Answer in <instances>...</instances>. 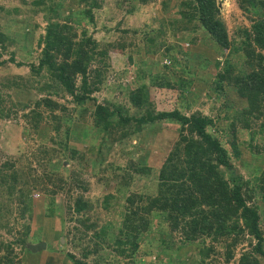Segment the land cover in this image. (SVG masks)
<instances>
[{
  "label": "trees",
  "instance_id": "obj_1",
  "mask_svg": "<svg viewBox=\"0 0 264 264\" xmlns=\"http://www.w3.org/2000/svg\"><path fill=\"white\" fill-rule=\"evenodd\" d=\"M29 1L42 17L47 18L42 46L29 62V74L25 78L21 75L7 76V87L24 95L22 101L9 104L5 102L6 98L0 97V116L19 111L28 126L25 129L38 136H43V130L48 132L46 141L50 145L38 144L30 148L29 153L21 151L15 158L7 157L0 161V233L1 230L6 234L20 233L12 240H4L0 236V264H25L20 255L24 254V249L27 250L26 243L39 239L31 230V194L39 189L38 193L44 192L43 197H47L45 199L51 205L55 194L65 191L67 218L78 225L72 226L74 230L61 231L64 240L62 244L58 241L57 251L64 255V264L143 263L140 259L137 262L135 257L146 253L140 243H144V235L155 217L165 224V231L169 229L160 233L165 246L171 243L176 244V248L195 247L198 258L194 264L207 263L217 245L221 247L225 260L232 257L238 245H244L236 264H257L255 255L264 257V225L261 219L264 213L261 208L264 204V146H259L253 135L243 144L236 142L239 129L248 126L243 118L240 125L236 121L230 122L228 149L221 143L219 135L211 131L219 116L214 112L204 113L201 109L190 110L186 97L187 94L192 95L186 88L188 79L196 78L195 69L202 71L208 59L195 52L189 56L185 50H178L175 42L166 43L161 35L167 33V20L158 17V28L151 29V33L141 31L140 41H143L147 59L138 60L141 81L133 88L117 86L126 95L123 100L112 96L98 102L91 95L103 85L107 69L105 56L110 47L120 49L121 42H99L85 34V30L78 37L68 25L49 23L50 16L58 18L61 0ZM76 1L81 9L72 17L77 22H89L93 19L92 9L100 8L103 0ZM235 1L243 12L256 16L247 15L249 29L241 27L232 36L228 35L217 0H181L178 12L181 17L168 22L176 30L199 28L204 33L200 36L207 42V47L223 53L224 56L220 55L212 62L216 87L213 97L218 98L216 95L220 94V98L224 95L231 98L229 103L235 106V102L239 106L237 114L241 118L258 117L264 110V0ZM127 11L131 12V9ZM154 31L161 32L159 37L154 38ZM122 32L134 35L136 30L123 29ZM173 35L175 31L171 33ZM199 37L192 36L188 41L193 44L200 40ZM7 42L14 41L0 30V50L7 47ZM127 44L131 46L132 39ZM158 45L163 46L162 54L168 61L163 67L172 73L175 81L148 71L149 59L154 57ZM171 51L176 54H171ZM131 58L129 54L127 59ZM197 60L202 63H194ZM239 60L242 63L238 66ZM148 81L153 89H175V101L171 100L170 108L158 109L153 104ZM66 94L71 97L67 101L74 107L85 102L92 105L91 118L86 124L81 110L76 112L73 109L69 115L65 114V106L53 98L66 97ZM169 95L163 94L164 98L167 97L165 104ZM224 104L223 100L219 106ZM159 122L176 125L175 138L166 144L169 148L163 158L155 159L157 156L150 155L147 148L144 157L137 161H126L122 166L109 163L117 170L112 175L116 194H104L98 203L99 210L109 212V198L115 201L120 198L121 204L119 202L118 208L112 206L114 211L111 210L110 214L114 216L110 217L111 222L100 223V213L97 214L92 202L83 195L87 186L80 179V171L64 175L59 171L61 161L71 160L84 170L94 168L104 161L103 157L109 151H129L133 147L128 142L131 137L145 142L143 131H152ZM79 141L81 144L77 143ZM241 145L251 157L257 155L254 157L260 165L247 164L243 160ZM52 158L61 161L52 164ZM240 168L246 169V176L242 175ZM107 178L105 175L103 183ZM140 180L143 182L137 187ZM47 183L54 188L45 187ZM65 185L69 187L65 189ZM74 188L82 192L70 194ZM24 219L25 222L19 224ZM64 223L60 226L62 230ZM17 225H20L18 229ZM174 231L179 234V239L173 241L168 238V243L165 234L171 236ZM14 245L20 253L13 252ZM159 257L160 254L154 255L156 259Z\"/></svg>",
  "mask_w": 264,
  "mask_h": 264
},
{
  "label": "rangeland",
  "instance_id": "obj_2",
  "mask_svg": "<svg viewBox=\"0 0 264 264\" xmlns=\"http://www.w3.org/2000/svg\"><path fill=\"white\" fill-rule=\"evenodd\" d=\"M180 1L181 0H103L100 8L92 9V21L77 22L75 21V17H72V15L81 9V5L78 4L76 0H61L60 10H58V18L56 19L50 16V20L48 19V21L49 23L59 22L60 24L70 26L78 37L81 36L82 30H85V34L91 35L99 42L110 43L114 40H116V42H121L120 49L112 47L109 48L107 55L105 56L107 69L103 85L100 90L92 92L91 95L95 97L98 102H102V99L111 98L112 96L114 99L116 98L117 100H123V98H126V95L123 94L121 90L119 91L117 86H120V88L125 86L128 88H133L139 83V81H141L140 72L142 71L139 69L138 60L145 59L147 61V59L144 54V46L141 43L143 41H140V38L142 37V32L147 31L151 33V29L158 28L160 26L158 17H162L164 20H167V33L165 35H161L166 43L175 42L179 46L178 50H185L189 56L195 52L197 55L199 54L206 57L209 61L207 64L203 65L204 67L202 68V71L198 70L197 72L195 69L194 74L196 75V78L192 76L191 79H188L189 84H187L186 88L190 90L192 95L187 94L186 97L188 99L187 102L189 103L190 110L201 109L204 113L213 114L214 112V114L219 116L211 131L219 135L221 143H223L228 149V142L230 141L228 128H230V122L236 121V123L240 125L243 118L247 120L248 126L246 129H239V132L235 137L236 142L243 144L247 141V139H249L251 135H253L257 141V144L259 146H264V134H262L264 133V110L261 116L254 117L252 115L250 117L241 118L240 115L237 114L239 106L235 102L233 104L236 107L229 103V100L232 102L231 98H228V96L225 95L224 98H220V94L216 95L218 98L215 96L213 97V92L216 91V87L214 86L215 79L213 76L215 69L212 62L214 59L220 58V55L224 56L222 55L223 53H216L212 50V48L209 49L207 47V42L201 39V36L204 33L199 28H196L195 30H176V27L174 28V25H171L170 22H168V20H175L181 17L178 13L180 9ZM217 4L220 7V15L226 24L228 35L231 36L233 33L236 34L241 27H246L249 29L250 22L247 19V15L249 17L256 16L253 13L243 12L238 7L235 0H217ZM129 9H131V12L127 11ZM46 23L47 18L42 17V14L31 5L29 0H0V30L6 33L14 41L9 43L7 42V47L3 49L4 51L0 50V61H3V63H0V97L6 98L5 102L7 104L22 101V97L24 95L23 93H16V89L13 91L11 89L12 87H9L10 89L7 87V78H9L7 76L21 75L25 78L29 74V62L32 61L36 54H38L42 46L41 40L44 34V27ZM123 29H134L136 32L134 35H132L130 32L123 33ZM174 31L175 35L171 36V33ZM160 33V31H154V38L159 37L158 35ZM192 36H200V40L195 41L192 44V42L188 41ZM129 39H132L131 46H128L127 44ZM162 48L163 46L158 45V49L155 51L154 57L149 59L150 63H148V71L151 74L160 73L163 76L169 78L170 81H175V77L172 76V73L166 72L163 67L168 63V61L166 57H163ZM176 52L171 51L170 53L175 55ZM129 54L132 55L131 59H127ZM177 55L179 54L177 53ZM193 57L196 58V55ZM198 61L199 60L194 61V63L198 65L202 63ZM239 61L240 62L238 66L242 63V60ZM12 78H14V76ZM75 82H78V80ZM149 84L150 81L147 82V86L148 88H151L150 100L154 102L153 104H155L158 109L170 108L169 104H171V100L174 99L175 101V94L173 95V90L175 89H153V86ZM164 93L165 96L170 94V97H168L167 101L168 104L164 103L166 102L164 100L167 98H164ZM53 98H56V100L65 106L66 109L63 111L65 114L69 115L71 112H73V109L76 112L81 110L84 114L83 123L86 124L87 120H90L92 110L91 104L85 102L82 105L74 107V104L68 102L70 100L69 98L71 97L67 94L66 97L53 96ZM234 99L238 101L237 98ZM223 100L225 104L221 107L219 106V103L223 102ZM239 101L241 102L240 99ZM176 102L178 103V100H176ZM242 103L244 104V102ZM242 103L241 105H243ZM12 112L13 113H9L7 116H0V161L7 157L15 158L20 154L21 151H26L29 153L30 148H35L38 144H44L48 146L50 145L49 141H46L48 132L43 130V136L33 134L30 130L25 129L28 126L24 122L23 118L20 117L19 111ZM57 112L60 113L59 111ZM44 126L49 128L48 125ZM221 128H223V130H221ZM92 133L94 134V132ZM143 134V140L145 142L141 143L140 140L131 137L128 142L130 145H133V147H129V151H126L125 149H122L124 152L117 149L109 151L107 155L103 157L104 161H101L100 165L91 169L84 170L80 168V166H76L75 162H72L71 160H59L61 161L62 165L59 171H63L64 175H69L70 171H80V179L84 180L87 186V190L83 192V195L84 197H88V199L92 202L94 208H96L95 211H98V213H96H100V223L108 224L109 221L111 222L112 219L110 217L114 216L110 214L111 210L114 211L112 206L114 205L116 208H118L119 202L121 204L120 198L118 201L109 198V212L105 213L103 209L99 210L98 203L101 201L104 194H116L114 191L115 181L112 175H114L117 170L113 169L114 166H110L109 163L112 162L114 165L118 164L122 166L126 164V161H137L139 158H142V156L145 155L147 148H149L150 155L155 154L157 156L155 159L158 160L163 158L169 148V145L166 144L175 138L176 125L172 123L160 124L159 122V124H157V126L152 131L145 130L143 131ZM138 138L140 139V136ZM77 143L81 144V141ZM149 144H152L153 146L151 147ZM82 146H85V144H82ZM240 147L243 152V160L247 164L252 163L254 165H260V161H257V159L254 157L257 155H252L251 157L250 152L243 149V145ZM104 151L105 150L102 152ZM59 161L55 160L54 158L51 159L52 164L58 163ZM243 166L246 167L245 164ZM240 169V172L244 176L246 169ZM105 175H107L108 178L106 182L103 183ZM142 182L143 180H140L139 183H137V187H139ZM145 184L148 185V183ZM44 186L48 188H54V185L49 183L45 184ZM68 187L69 185H65V189ZM39 190L31 194V213L32 217L34 216L37 222L42 221L44 217H52L53 219L51 220L56 222V220H59L60 217H62L65 221V225L62 230L64 233L68 228L70 230H74L72 226L78 227L75 221L68 220L67 218L65 204L68 203V200L65 191H58L54 197L53 203L55 205H51L48 203V198L45 197L47 198L45 199L43 197L44 192L38 193ZM77 192L81 193L82 191L74 188L69 193L75 194ZM261 208L264 209V204ZM261 219L262 225H264V213L261 215ZM23 222H25V219L20 221L19 224ZM19 227L20 225L16 226L17 229ZM164 227L166 226L162 223V220L157 219V217L153 219L151 228L144 235V243H140V247H143L146 253L143 256L137 255L138 257H135L137 262H139L140 259L143 261L141 264H194L198 258L195 253V247L183 246L176 248V244H171L169 240L170 238H172L173 241H177L179 239V234L177 231L172 232L171 236L168 233L165 234V240L170 243L168 246H165V243L160 240V233L161 231L165 233L169 229L165 231ZM0 234L1 238L4 240H12V238L15 236L20 235V233L17 232L6 234L2 230ZM35 234L34 236L36 237ZM41 237H43L46 241L48 239L47 234H44ZM60 237L61 236L58 238L59 243H61ZM59 243L57 242V244ZM50 244V241H48V245ZM262 246L264 249V243ZM17 248L18 247L16 245L12 246L13 252H17ZM220 248L221 247H218L217 245L216 251L210 254L211 259H209L205 264H236L237 258L242 248H245V246L238 245L234 249V254L229 260H225V256L223 255L224 253H222ZM67 249L70 251L69 248ZM18 252L20 253V251ZM23 253L25 264H35L34 255L29 253V251L26 249L23 250ZM37 253L38 252L35 254ZM155 254H160L159 259L154 258ZM15 256L18 257L17 255ZM255 256L257 258V264H264L263 256Z\"/></svg>",
  "mask_w": 264,
  "mask_h": 264
},
{
  "label": "crops",
  "instance_id": "obj_3",
  "mask_svg": "<svg viewBox=\"0 0 264 264\" xmlns=\"http://www.w3.org/2000/svg\"><path fill=\"white\" fill-rule=\"evenodd\" d=\"M54 202V200H53ZM53 205H55L53 203ZM52 217H44L42 221L37 222L36 218L33 216L31 220V230L36 231V236L39 238L36 241H30L27 243H36V242H43L44 246L35 252H31L28 248L27 250L29 253L35 256V264H64L65 258L64 255L57 251V247L59 244L57 242L59 241L58 238L61 236V223H64V218L60 217L59 220H56V222ZM33 232V233H34ZM47 234L48 239L47 241L41 237L42 235ZM33 236V235H32ZM62 237V236H61ZM60 237V238H61ZM63 238V237H62ZM64 240V239H63ZM48 241H50V245H48ZM62 244L63 241H60ZM38 252L37 254H35ZM21 259L23 261V255L21 256ZM24 264V263H23Z\"/></svg>",
  "mask_w": 264,
  "mask_h": 264
},
{
  "label": "water",
  "instance_id": "obj_4",
  "mask_svg": "<svg viewBox=\"0 0 264 264\" xmlns=\"http://www.w3.org/2000/svg\"><path fill=\"white\" fill-rule=\"evenodd\" d=\"M60 241H63V238H60ZM44 246L43 242L36 243H26V248H28L31 252H35L40 250Z\"/></svg>",
  "mask_w": 264,
  "mask_h": 264
}]
</instances>
